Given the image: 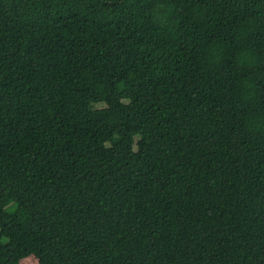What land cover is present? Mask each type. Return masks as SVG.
<instances>
[{"label": "trees", "instance_id": "trees-1", "mask_svg": "<svg viewBox=\"0 0 264 264\" xmlns=\"http://www.w3.org/2000/svg\"><path fill=\"white\" fill-rule=\"evenodd\" d=\"M0 264H264V0H0Z\"/></svg>", "mask_w": 264, "mask_h": 264}, {"label": "rangeland", "instance_id": "rangeland-1", "mask_svg": "<svg viewBox=\"0 0 264 264\" xmlns=\"http://www.w3.org/2000/svg\"><path fill=\"white\" fill-rule=\"evenodd\" d=\"M105 106L104 105H100V106H97L98 109H103ZM139 138V137H138ZM13 205V204H12ZM10 208V207H9ZM14 208H11L10 210L13 211Z\"/></svg>", "mask_w": 264, "mask_h": 264}]
</instances>
